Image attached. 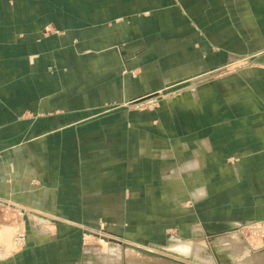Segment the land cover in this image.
Here are the masks:
<instances>
[{
	"label": "crops",
	"instance_id": "0c3cea01",
	"mask_svg": "<svg viewBox=\"0 0 264 264\" xmlns=\"http://www.w3.org/2000/svg\"><path fill=\"white\" fill-rule=\"evenodd\" d=\"M214 193L264 223V0H0V205L92 227Z\"/></svg>",
	"mask_w": 264,
	"mask_h": 264
},
{
	"label": "rangeland",
	"instance_id": "374dc122",
	"mask_svg": "<svg viewBox=\"0 0 264 264\" xmlns=\"http://www.w3.org/2000/svg\"><path fill=\"white\" fill-rule=\"evenodd\" d=\"M166 96L165 93H159L135 98L130 103L136 109L142 110L158 105ZM210 196L209 205L201 201L197 204L184 202L180 204L183 206L182 210H149L150 213L144 216L142 223L117 225L101 221L92 227L55 222L41 224V221L37 224L34 218L28 217V213H34L32 210L20 211L0 205V214L5 216L2 222L4 226L0 227L7 230L0 236V264H124V261L125 264H138L141 257L139 253L130 248L124 249L123 252L121 242L144 248H149L150 243L163 246L168 242L170 246H174L176 242L184 240L192 242L187 237L189 238L195 230H199L195 234H201V237L196 238L198 241L204 239L207 232H230V237H234L239 247L245 248L247 252L263 250L264 223L233 226L231 220H226L231 219L232 213L221 212L222 209L218 206L220 204H217L221 199L220 195L214 193ZM262 254L264 255L263 252ZM107 258L113 260L108 261ZM251 262L258 263L257 259Z\"/></svg>",
	"mask_w": 264,
	"mask_h": 264
},
{
	"label": "water",
	"instance_id": "95a60500",
	"mask_svg": "<svg viewBox=\"0 0 264 264\" xmlns=\"http://www.w3.org/2000/svg\"><path fill=\"white\" fill-rule=\"evenodd\" d=\"M39 216L44 217L41 215ZM229 233L230 232L213 234L207 232V236L200 241L196 240V238L201 237V234L193 233L189 238L187 237V239L192 240L194 247L202 249H198V254H192L188 257H183L173 252L170 249L171 246L168 242L163 246L150 243L148 245L149 248H144L142 246L126 242H121V245L123 252L124 249L130 248L139 253L141 257L138 259V264H249L255 259L258 261L257 264H264V255L262 254V252L264 253V249L260 251L253 250V252L250 253L244 248L240 252L236 251L235 253L237 255H235L234 252H231V250L218 251L219 242H221L219 239L225 238L223 242L229 241ZM223 234L224 236H222ZM238 236L241 237L240 234H238ZM160 252L170 254L175 258L166 256ZM149 258H152V260H149Z\"/></svg>",
	"mask_w": 264,
	"mask_h": 264
},
{
	"label": "bare ground",
	"instance_id": "6f19581e",
	"mask_svg": "<svg viewBox=\"0 0 264 264\" xmlns=\"http://www.w3.org/2000/svg\"><path fill=\"white\" fill-rule=\"evenodd\" d=\"M39 221V220H38ZM37 221V222H38ZM39 229V228H38ZM39 230H42L43 229H39ZM40 232V231H39ZM45 233H47V231H45ZM220 240V239H219ZM221 242H219V246H218V251H227L229 250V247L228 245H225L222 243V240H220ZM199 247V245H198ZM173 252H175L176 254L180 255V256H184V257H188V255H196L199 253V250L198 249H202V248H197V247H194V244L192 242H189V241H180V242H176L174 244V246H171ZM241 250H243L242 248L238 249V250H232V252H240ZM236 254V253H235ZM108 259V258H107ZM113 260V258H109L108 261H111ZM126 263V261H124V264ZM250 264H253V262H251ZM255 264V263H254Z\"/></svg>",
	"mask_w": 264,
	"mask_h": 264
}]
</instances>
